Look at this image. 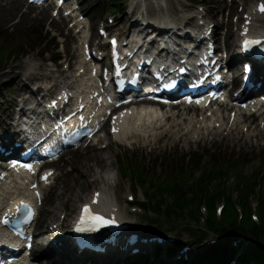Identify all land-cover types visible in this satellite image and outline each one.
Wrapping results in <instances>:
<instances>
[{
	"label": "rangeland",
	"instance_id": "1",
	"mask_svg": "<svg viewBox=\"0 0 264 264\" xmlns=\"http://www.w3.org/2000/svg\"><path fill=\"white\" fill-rule=\"evenodd\" d=\"M96 1L97 0H82L83 13L89 15L91 13L92 6L96 4ZM212 1H213V5L215 4V2H217L219 8L222 9L224 7V0H212ZM237 1L239 3H242L241 0H237ZM254 2L255 0H244L243 1L245 6H252L254 5ZM21 7H22L21 0H20V5H17L14 2V0H0V28L2 29L11 28L13 31L18 32L21 30V24L35 25L43 29H44V26L47 28L49 27L48 12L46 16L44 17L41 16L38 18L35 17L36 13L34 12H31L30 14H26V15L24 14L21 16L20 14ZM233 9L235 10V7H233ZM236 10L238 9L236 8ZM109 14L113 15V11L112 9H109L107 7L106 10L101 15H98L95 23H97V20H104L105 16ZM120 19L123 21L124 20L123 16H120ZM52 31L53 30L51 29L47 33L50 36L55 35L54 34L55 30L53 32ZM53 40L55 41V45H52L48 48L54 49L56 47V44L58 45V43H60L61 41L64 47L68 50L67 58L68 60H70V57L73 54V50L76 47V41H72V40L69 41V39H67L65 30H62L60 38H56V40L55 39ZM22 58L23 56L21 54L19 56L14 57V60L12 58L11 62L7 65L6 69L4 70L5 73L9 71L10 67L16 66V69L14 70V72L17 73L18 71L19 73L24 74L25 68L22 63ZM46 59L47 57H43L41 59L32 58L31 62L34 63V65L41 64L42 67H44V68L41 67L42 68L41 73H42L46 71V68H47ZM19 67L20 69L18 70ZM65 67L66 65L63 66V69ZM6 70L8 71L6 72ZM3 72H1L0 75ZM56 81L58 83L61 82V80L59 79H56ZM14 91L15 89L10 90L7 88V91L5 93L6 98H10V96L14 93ZM0 93L2 94L3 90H0ZM263 149H264V146H263ZM98 151H99L98 149L92 152L90 151V149H87L85 151H79L77 153L66 156L63 162L56 166V168H58L59 170H62L64 169V165L68 164L72 167L73 171L67 176H64L63 172L58 176V180L56 182L57 188L50 193L52 194L51 200H50V195L47 197L45 201V206L40 216V220H44L43 226H48L51 223H53L58 218L59 212L61 211L62 208L65 207L68 211L69 208L73 206L74 213H75L78 209V204L90 198V195L93 189L90 187H87L86 189H84L83 184L80 183V181L82 180L81 174L79 171L74 170V165L81 164V161L83 158H87L91 155V153H96ZM120 151H123V150L114 147L113 156H112V175L116 179H118L120 185L118 188L111 191V195L114 196L117 201H119L120 198L123 197V194L126 191V189L124 191L122 187V183L129 182L127 180L123 181V179H121L117 174V162L115 160V156ZM246 155H247V162L244 165H242V167H243L244 172L248 174V173H251L256 167H258L262 163V161L264 160V155L257 156L255 154H249V153H246ZM108 156H111V154ZM233 183L234 182L232 179L229 182V184L233 185ZM132 190H134V193H137L138 197L141 198V195L143 194V191H144L143 188H141L140 186H135V189H132ZM78 196H80V199L76 200ZM54 203H56L58 207H57L56 215L52 217L49 214L48 210L52 207ZM146 216L147 214L145 213L142 216H140V221L142 224L155 228L158 231L166 232L171 235H177L182 238L188 239L189 244H195L196 237L193 236L192 232H189L188 230L184 228V223L187 221V217H183L178 220L174 218L167 220L165 217L159 216V217H156L155 220H153L154 221L153 225H150V224L148 225V222L150 221V219L146 218ZM170 228H174V230L170 231ZM45 241H47V238H45ZM220 242L223 243L224 245L223 241H220ZM245 244H248L247 250L249 253H263L264 252V249L259 248L257 246H253V244L248 240L245 241Z\"/></svg>",
	"mask_w": 264,
	"mask_h": 264
},
{
	"label": "bare ground",
	"instance_id": "2",
	"mask_svg": "<svg viewBox=\"0 0 264 264\" xmlns=\"http://www.w3.org/2000/svg\"><path fill=\"white\" fill-rule=\"evenodd\" d=\"M15 3H19L20 1L19 0H14ZM42 12H45V9L42 10ZM171 40H169L166 44H165V47L166 46H169V43H170ZM172 46V45H170ZM168 48H171V47H168ZM189 50L186 49V51ZM62 73V72H61ZM60 73V74H61ZM2 79V78H1ZM1 79H0V83H1ZM17 79L18 78H11L10 81H12L11 83H15L17 82ZM191 89V93H195L196 92V89L195 87L194 88H190ZM23 92V88H20V93ZM254 97V96H253ZM150 104H146V106L142 107L140 109V112L139 113H136V117L134 120H131L130 118H128V120L125 122L123 128H122V134L123 135H128V134H132L133 132L136 133V135H140V137H150L152 138L153 140H155L157 142V144L155 142H152L148 145H139V147H144V148H149V149H153L155 148L157 145H160V144H166V143H170L172 142L171 138H169L164 132L163 130L165 129L163 124H168V121L166 119H164L165 115H162L164 117H162L161 115L157 114L156 111L154 109H150L151 106H149ZM148 108V109H146ZM132 114H135V113H132ZM169 118V119H172V117L169 115V112H167L166 114ZM238 117V115H237ZM166 118V117H165ZM200 119H203L205 120L202 116L200 117ZM237 119V118H236ZM214 121V120H213ZM212 120H208L205 122V130H208L211 128V124L213 122ZM172 122V121H170ZM169 122V123H170ZM215 122H218L217 120H215ZM220 127V130L217 132L218 135L221 134V130H223L225 128V126H219ZM227 128H229L230 130H233L232 127H229V126H226ZM179 129L177 127H173L168 133L169 134H172L174 132H177ZM239 131H242L243 130H239ZM264 131V130H263ZM201 137H204L203 135H200ZM176 140H178L180 143H188L189 145H192L190 143V141H188L187 139H182L181 137H178V136H174ZM116 138V136L114 137ZM242 140L238 139L236 140L235 142H241ZM113 149L114 147H109L107 146L106 147V150L105 151H102V150H99L98 152L96 153H91V155L89 156V159L92 161V162H95L96 163V166H97V169L100 171L99 174H95L94 171H93V168L92 166H89L87 163H82V169H81V178L82 180L80 181V183L82 184H88V187L94 189V191L96 192H99L101 193V197H100V204H102L103 202H105V200L107 198L110 199V201H116V199L114 198H111L107 195L106 192H110L114 189H99L97 187V185L101 182L102 184L104 185H108L111 183V180L107 174V164L111 163V160L109 159V156L108 155H113ZM143 153V151H141V149L139 150V153L137 155H141ZM108 154V155H107ZM75 167H77V169H80V164H75L74 165ZM240 168L241 166L238 165ZM153 168V164L151 162H149L148 164V169H152ZM80 172V171H79ZM87 177H90L89 180H91V178H93L91 181L88 182V178ZM22 181V180H21ZM21 181H17V182H21ZM21 184L19 185H12V184H9V195H12L11 198L14 197L13 193H17V194H22V193H25V189H21ZM111 188V187H109ZM132 189H124L125 193L123 194V198H132L133 197H136L137 196V193H132L131 195L129 194L130 191ZM160 190H163V189H160ZM240 190V189H238ZM255 190H258V189H255ZM216 191H219V193H222L221 192V189H215L214 192ZM123 193V192H122ZM228 195L230 198H233V200L237 201L238 203H243L246 202V200L249 198L248 196L246 195H241V194H238L236 195V192L235 194L232 193L230 190H228ZM106 195V196H105ZM28 194L26 193L25 197H27ZM204 196L207 200L208 196H209V193L208 192H204ZM227 195H221V196H218V197H212V198H217V200L220 202L224 199H227L229 198ZM76 200H79V197L76 198ZM6 199L4 198H0V204L2 202H5ZM134 204V202H132ZM210 204H212V199H208L205 203V206H209ZM15 205H18V204H15ZM14 205V206H15ZM114 207H116V204H113ZM214 207V206H213ZM118 208V207H116ZM73 210V206L70 207V211L72 212ZM116 210V209H115ZM56 211H57V206H53L52 209H51V215L54 216L56 215ZM69 212L68 215H71L72 213ZM213 214V213H212ZM260 214V213H259ZM118 215L119 214V211H118ZM44 236V234H39V236L37 237V239H42ZM207 244H211L210 247L208 249H205L203 251V253H201V256H203V258L205 259L206 263L207 264H211L209 262L210 258L208 257H205L204 256V252L205 253H209V251H212L214 248H213V243L211 242H208ZM170 247V246H169ZM224 247V245L222 246ZM221 247V248H222ZM213 248V249H212ZM166 249V248H165ZM73 251V249H72ZM169 252L171 251H174L172 248H170L168 250ZM69 250L65 251V262H63V260H59V262H54L53 264H67V256H68V253ZM262 256V262L264 264V255H261ZM107 258V257H105ZM1 259V257H0ZM109 259H111L112 261L109 262L108 259L106 260L107 263L109 264H112L113 263V257H109ZM156 260H154L155 262ZM209 262V263H208ZM260 264V263H259Z\"/></svg>",
	"mask_w": 264,
	"mask_h": 264
},
{
	"label": "snow or ice",
	"instance_id": "3",
	"mask_svg": "<svg viewBox=\"0 0 264 264\" xmlns=\"http://www.w3.org/2000/svg\"><path fill=\"white\" fill-rule=\"evenodd\" d=\"M256 11H259L260 13L264 14V0H262V2L257 6V8L255 9ZM246 20H250V18L246 17ZM261 41H258V40H245L244 42V46L245 48H247L249 45L251 44H260ZM113 44H115V41H113ZM181 71H184L183 68H181ZM171 85H165V87H169ZM62 99H67V95H64L63 97H61ZM57 106V101H52L51 103V107H56ZM125 115V113H121L120 116L123 117ZM233 118H235V115L233 114ZM115 119L116 118H113V123L115 124ZM113 131H117V129L114 127L113 128ZM12 167L15 168L16 165L15 163L12 164ZM29 171H31L32 169L29 167L28 168ZM51 173H47L45 174V176L41 177V179L47 181V177L48 175H50ZM2 178V177H0ZM33 188L36 187V185H33L32 186ZM37 197H39V192L36 193ZM97 197L99 196V193L96 194ZM97 201L96 200H93V203H96ZM22 209H25L26 212L24 213V222L25 223H28L30 222L31 218L34 216V212L31 208L30 205L28 204H25L24 202L21 201V203L17 206L16 208V212L17 213H20ZM8 213L5 214V216L7 217ZM85 219H90V220H94L96 221L97 223H100V224H103V223H106V221L103 219V217L99 216V215H92L90 209H89V206L88 205H85L84 208L82 209V216H81V223L84 222ZM7 219L4 220V223H7ZM82 229L80 228H77V231H80Z\"/></svg>",
	"mask_w": 264,
	"mask_h": 264
},
{
	"label": "trees",
	"instance_id": "4",
	"mask_svg": "<svg viewBox=\"0 0 264 264\" xmlns=\"http://www.w3.org/2000/svg\"><path fill=\"white\" fill-rule=\"evenodd\" d=\"M30 39V42L31 41H34V43L35 44H39V43H41V36L38 34V33H36V34H32V37L31 38H29ZM215 178H216V176H215ZM200 180H205V181H210V180H214V179H210L209 177H207V176H205V175H203V174H201V177H200V179L198 180V181H200ZM166 189H175L174 187H168V188H166ZM178 191H180V195H179V197L182 195V190L183 189H177ZM196 190H198V189H196ZM199 191H201V193L202 192H204V189H199ZM178 197V198H179ZM227 217H229V215H228V213H227V215H226ZM262 216H263V221H264V213H262ZM264 223V222H263ZM249 223H247V225H248Z\"/></svg>",
	"mask_w": 264,
	"mask_h": 264
}]
</instances>
